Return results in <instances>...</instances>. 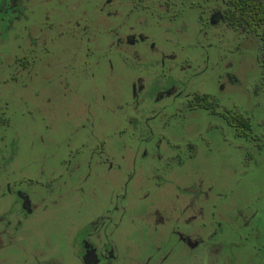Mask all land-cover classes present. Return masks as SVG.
Returning <instances> with one entry per match:
<instances>
[{"label": "flooded vegetation", "instance_id": "obj_1", "mask_svg": "<svg viewBox=\"0 0 264 264\" xmlns=\"http://www.w3.org/2000/svg\"><path fill=\"white\" fill-rule=\"evenodd\" d=\"M92 1L88 12L71 0H0V264H260L237 257L233 242L222 243L221 225L232 220L220 205L222 188L195 160L221 156L232 129L248 140L250 131L236 134L238 112L206 85L205 61L178 59L155 44L144 54L141 45L153 42L142 31L121 35L119 26L109 28L108 47L133 50L104 60L105 16L118 10H105L111 0ZM222 1L225 8L213 10L208 25L249 35L232 24ZM201 29L209 33L206 23ZM105 63L113 79L118 69L135 71L123 122L117 101L93 104L95 86L84 85L85 70L102 73ZM224 63L214 77L220 95L235 81L231 63ZM43 91H59L71 107L78 103L72 114L78 125L69 132L75 143L34 157L38 172L25 178L21 122L29 100L40 113ZM200 111L220 117L221 125L189 119ZM46 160L49 166L41 167ZM15 172L21 180L11 179ZM63 199L64 237L57 235L56 210L37 219ZM23 238L27 248L13 246Z\"/></svg>", "mask_w": 264, "mask_h": 264}, {"label": "rangeland", "instance_id": "obj_2", "mask_svg": "<svg viewBox=\"0 0 264 264\" xmlns=\"http://www.w3.org/2000/svg\"><path fill=\"white\" fill-rule=\"evenodd\" d=\"M71 1L76 4L77 11L90 12L93 6L92 0ZM224 8L225 4L222 0H111L109 5L106 4L105 10L117 9L118 12L115 17L105 16L106 56L104 60L108 61L109 58H115L117 55H131L133 48L129 46L121 49L120 53L115 48L108 47L109 40L112 39L108 36L111 27L119 26L121 35L142 31L148 36L153 43L149 46L144 43L141 45L144 54L155 44L160 52L175 54L178 59L189 57L192 60V57H195L201 62L205 61L209 71L206 85L216 88L218 97H221L223 101L226 99L232 106L233 112L247 117L251 122V130L247 140L242 136H236L232 129L230 133L228 132V144L223 154H220L221 156L209 154L207 158H202L197 155L195 160L200 168L205 170V178L213 184L221 185L222 188L221 195L218 197L222 199L220 205L223 211L228 207L227 215L232 219L228 224L221 225L226 227L220 236L222 243L226 246L228 241L233 242L231 244L234 246L231 248L241 260L248 258V263L264 264V68L257 60L256 38L244 35L238 30H229L224 24L208 25L209 14L213 10ZM205 23L208 26L209 35L204 29L199 31V26L203 27ZM215 39H220V42ZM224 39L231 41L228 42L227 47H225ZM226 48H230L231 51L227 53ZM152 52L150 51L151 55L159 56L158 53ZM221 57V63L218 65ZM224 62L231 63L230 68L236 82L230 84L220 95L214 77L221 66L225 65ZM95 71H97L96 68L92 76L89 69L85 70L87 79L84 85L88 86L86 87L88 89L94 85L95 90L92 91L98 93L92 96V103L111 104L117 101L123 122L127 117L126 114L130 113L125 102L131 100L129 80L135 71L126 73L118 69L116 79L108 73L106 63L102 73L97 74ZM109 77L110 80H108ZM46 92L39 94L40 113L33 112V101L29 100L28 110L24 111L21 122L22 138H24L21 145L24 158L21 162L24 164L25 171L22 176L25 178L32 177L38 172V166L33 165L34 157H49V154L55 151L66 152L67 144L73 146L75 143V138L70 136L69 132L78 125V119L75 114L72 115L78 109L76 108L78 103L71 107L66 95H62L59 91ZM101 94L104 98L100 97ZM85 100L86 97H84ZM222 110L224 109L221 106L218 112ZM193 118L200 122L217 121V125H221V122H218L220 117L209 116L203 111L189 117L190 120L195 121ZM105 119L110 120L107 116ZM220 131L224 132V129L220 128ZM49 164L50 161L46 160L41 163V167L46 168ZM3 177V173L0 174V178ZM21 178L19 173L15 172L11 179L18 181ZM65 208V199L60 200L57 207L45 209L38 214L37 219L56 210L57 235L64 237L67 233L69 234ZM244 222L247 224H243ZM44 228L42 226L40 232H43ZM23 239V244L15 243L13 246L27 248L26 239ZM240 242L244 243L242 249L236 247ZM61 260L65 263L66 258L60 254Z\"/></svg>", "mask_w": 264, "mask_h": 264}, {"label": "trees", "instance_id": "obj_3", "mask_svg": "<svg viewBox=\"0 0 264 264\" xmlns=\"http://www.w3.org/2000/svg\"><path fill=\"white\" fill-rule=\"evenodd\" d=\"M228 7L226 12L231 17L232 24L237 27H245L247 33L257 38V58L264 68V0H226ZM259 37V38H258ZM238 126L236 134H242L251 130V122L240 113L234 114Z\"/></svg>", "mask_w": 264, "mask_h": 264}]
</instances>
